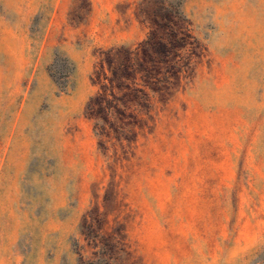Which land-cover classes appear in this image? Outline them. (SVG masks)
I'll use <instances>...</instances> for the list:
<instances>
[{"label":"rangeland","instance_id":"rangeland-1","mask_svg":"<svg viewBox=\"0 0 264 264\" xmlns=\"http://www.w3.org/2000/svg\"><path fill=\"white\" fill-rule=\"evenodd\" d=\"M0 264H264V0H0Z\"/></svg>","mask_w":264,"mask_h":264}]
</instances>
